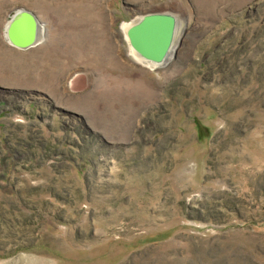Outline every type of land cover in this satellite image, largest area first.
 <instances>
[{"label":"rangeland","instance_id":"1","mask_svg":"<svg viewBox=\"0 0 264 264\" xmlns=\"http://www.w3.org/2000/svg\"><path fill=\"white\" fill-rule=\"evenodd\" d=\"M0 264H264V0H0Z\"/></svg>","mask_w":264,"mask_h":264},{"label":"water","instance_id":"2","mask_svg":"<svg viewBox=\"0 0 264 264\" xmlns=\"http://www.w3.org/2000/svg\"><path fill=\"white\" fill-rule=\"evenodd\" d=\"M177 25L176 16L172 13H146L128 27V42L140 57L163 64L172 48ZM39 27L40 20L37 15L20 8L7 24V38L12 45L21 49L32 48L38 44Z\"/></svg>","mask_w":264,"mask_h":264},{"label":"bare ground","instance_id":"3","mask_svg":"<svg viewBox=\"0 0 264 264\" xmlns=\"http://www.w3.org/2000/svg\"><path fill=\"white\" fill-rule=\"evenodd\" d=\"M129 26H130V25H128V27H129ZM6 27H7V26H6ZM126 27H127V26H126ZM128 27H127V28H128ZM125 29H126V28H125ZM43 30H44V27H43L42 23H40L39 34H38L39 38H40V36H41ZM182 32H183V31H182ZM181 44H182V33H181L180 35H178L177 37H176V35H175V39H174V42H173L172 48H171V50H170L169 56H168V58L165 60V62L163 63V65H167V64H169V63H171V62L173 61V56H176V54L178 53V50H179ZM18 48H19V47H18ZM20 49H21V48H20ZM131 49H132V48H131ZM132 52L137 56V59H136V60L146 61V62H149V63L154 64V65H159V64H156V63H154V62L148 61V60H146V59L140 57V56H139V55H138L133 49H132Z\"/></svg>","mask_w":264,"mask_h":264}]
</instances>
